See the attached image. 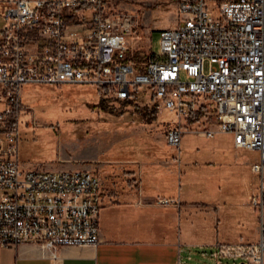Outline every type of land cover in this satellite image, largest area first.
Wrapping results in <instances>:
<instances>
[{
  "label": "built area",
  "instance_id": "1",
  "mask_svg": "<svg viewBox=\"0 0 264 264\" xmlns=\"http://www.w3.org/2000/svg\"><path fill=\"white\" fill-rule=\"evenodd\" d=\"M177 3L162 58L150 54L141 67L128 44L134 17L108 0H0V248L31 241L57 258L61 247L100 242L95 174L21 168L26 84H93L119 101L149 87L154 105L177 115L168 144L180 150L187 131L231 134L237 148L261 153L253 170L264 171V0ZM215 256L264 264V234L256 244L221 245Z\"/></svg>",
  "mask_w": 264,
  "mask_h": 264
},
{
  "label": "rangeland",
  "instance_id": "2",
  "mask_svg": "<svg viewBox=\"0 0 264 264\" xmlns=\"http://www.w3.org/2000/svg\"><path fill=\"white\" fill-rule=\"evenodd\" d=\"M119 12L135 20L133 35L128 38L132 59L143 67L152 54L162 57V31L179 24L177 0H108ZM212 14H217L212 12ZM2 22L0 21V28ZM152 33L150 36L149 34ZM182 78L188 80L186 73ZM108 93V91H106ZM103 92L93 84H26L24 87V112L21 117L20 165L29 169H89L103 177L117 173L119 167L129 169V162L148 160L158 149L151 148L166 140V133L178 126L175 113L153 106L149 87H142L138 101L140 109L149 105L148 112L135 106L109 100L103 102ZM111 96V93L109 94ZM156 111L155 119L151 112ZM188 130L198 125L185 122ZM229 136L205 139L187 131L181 153L179 149L165 147L170 166L163 163L158 169L144 170L146 184L154 174L162 175L163 192L183 191L192 200L193 191L201 188L194 183L198 173L213 171L207 162L222 160L216 145ZM155 143V144H154ZM180 153V155H179ZM120 158V159H119ZM180 158V161H179ZM119 161H122L119 163ZM124 163V164H122ZM172 165V167H171ZM180 166V167H179ZM176 173H173V171ZM205 250V249H204ZM208 249L207 251H209ZM197 251L185 254L184 264H241L242 260L216 257L209 251L203 255ZM212 252V253H211Z\"/></svg>",
  "mask_w": 264,
  "mask_h": 264
},
{
  "label": "crops",
  "instance_id": "3",
  "mask_svg": "<svg viewBox=\"0 0 264 264\" xmlns=\"http://www.w3.org/2000/svg\"><path fill=\"white\" fill-rule=\"evenodd\" d=\"M222 135L229 139L215 147L224 159L207 162L213 171L193 175L201 188L192 192V200L182 190L163 192L162 175L150 176L146 184L148 166H170L165 147L172 145L166 140L150 146L158 150L148 164L136 159L127 163L129 169L119 167L110 176L89 169H49L91 172L100 179V242L61 247L54 258L43 245L29 241L0 248V264H184L185 254L191 252L201 250L208 256L221 245L259 243L264 234V171L257 173L253 166L261 153L237 148L231 134L199 137Z\"/></svg>",
  "mask_w": 264,
  "mask_h": 264
},
{
  "label": "trees",
  "instance_id": "4",
  "mask_svg": "<svg viewBox=\"0 0 264 264\" xmlns=\"http://www.w3.org/2000/svg\"><path fill=\"white\" fill-rule=\"evenodd\" d=\"M103 95V102H108L109 100H112V101H116V102H120V103H124L126 106H135L137 108L138 111H141L143 112V116L147 114L148 112V108H149V105L145 104L144 105V109H140V107L142 106L141 103H139L138 101V98H139V92L131 99H128V100H125V101H119L117 100L116 98H114L113 96H110L108 93L104 92ZM153 106H155L153 104ZM151 115L152 117L155 119L156 117V111H152L151 112Z\"/></svg>",
  "mask_w": 264,
  "mask_h": 264
},
{
  "label": "water",
  "instance_id": "5",
  "mask_svg": "<svg viewBox=\"0 0 264 264\" xmlns=\"http://www.w3.org/2000/svg\"><path fill=\"white\" fill-rule=\"evenodd\" d=\"M241 264H246L245 262H242Z\"/></svg>",
  "mask_w": 264,
  "mask_h": 264
}]
</instances>
